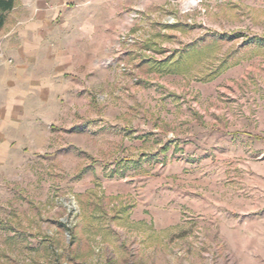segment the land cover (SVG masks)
Wrapping results in <instances>:
<instances>
[{"label":"rangeland","instance_id":"obj_1","mask_svg":"<svg viewBox=\"0 0 264 264\" xmlns=\"http://www.w3.org/2000/svg\"><path fill=\"white\" fill-rule=\"evenodd\" d=\"M185 1L137 0L108 83L13 131L0 264H264V0Z\"/></svg>","mask_w":264,"mask_h":264},{"label":"crops","instance_id":"obj_2","mask_svg":"<svg viewBox=\"0 0 264 264\" xmlns=\"http://www.w3.org/2000/svg\"><path fill=\"white\" fill-rule=\"evenodd\" d=\"M77 1L79 6L66 0H15L8 12L12 18L6 17L0 52V152L10 151L13 131L19 129L20 137L39 145L35 137L45 136L43 125L66 118V107L76 104L78 93L108 83L109 68L102 62L137 0ZM87 97L84 103L90 104Z\"/></svg>","mask_w":264,"mask_h":264},{"label":"trees","instance_id":"obj_3","mask_svg":"<svg viewBox=\"0 0 264 264\" xmlns=\"http://www.w3.org/2000/svg\"><path fill=\"white\" fill-rule=\"evenodd\" d=\"M15 5V0H0V29L4 26L5 15Z\"/></svg>","mask_w":264,"mask_h":264},{"label":"built area","instance_id":"obj_4","mask_svg":"<svg viewBox=\"0 0 264 264\" xmlns=\"http://www.w3.org/2000/svg\"><path fill=\"white\" fill-rule=\"evenodd\" d=\"M66 5H74V6H79V2L77 0H66Z\"/></svg>","mask_w":264,"mask_h":264},{"label":"bare ground","instance_id":"obj_5","mask_svg":"<svg viewBox=\"0 0 264 264\" xmlns=\"http://www.w3.org/2000/svg\"><path fill=\"white\" fill-rule=\"evenodd\" d=\"M184 4H185L186 7L194 6L196 4V0H186Z\"/></svg>","mask_w":264,"mask_h":264}]
</instances>
